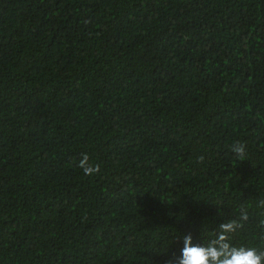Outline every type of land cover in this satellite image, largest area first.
Returning a JSON list of instances; mask_svg holds the SVG:
<instances>
[{
	"label": "trees",
	"instance_id": "16d2710c",
	"mask_svg": "<svg viewBox=\"0 0 264 264\" xmlns=\"http://www.w3.org/2000/svg\"><path fill=\"white\" fill-rule=\"evenodd\" d=\"M261 201L264 0H0V264H167L245 209L264 251Z\"/></svg>",
	"mask_w": 264,
	"mask_h": 264
},
{
	"label": "clouds",
	"instance_id": "9594fccd",
	"mask_svg": "<svg viewBox=\"0 0 264 264\" xmlns=\"http://www.w3.org/2000/svg\"><path fill=\"white\" fill-rule=\"evenodd\" d=\"M231 151L237 159H245V145L236 142ZM200 162L203 157H199ZM84 175L97 174L100 165L91 162L87 153H81V158L76 165ZM264 207V201H261ZM248 220L247 210H242L239 219L228 220L220 223L217 229L203 243H196L191 233H187L181 240L182 247L179 254H173L167 264H264V251L255 247L236 246L232 243V236ZM264 225V221H261Z\"/></svg>",
	"mask_w": 264,
	"mask_h": 264
}]
</instances>
